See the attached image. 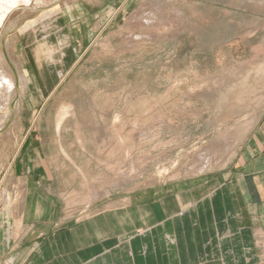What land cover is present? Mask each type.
Segmentation results:
<instances>
[{
	"label": "rangeland",
	"instance_id": "374dc122",
	"mask_svg": "<svg viewBox=\"0 0 264 264\" xmlns=\"http://www.w3.org/2000/svg\"><path fill=\"white\" fill-rule=\"evenodd\" d=\"M9 15L0 214L49 196L64 228L213 181L264 116V0H48Z\"/></svg>",
	"mask_w": 264,
	"mask_h": 264
},
{
	"label": "crops",
	"instance_id": "0c3cea01",
	"mask_svg": "<svg viewBox=\"0 0 264 264\" xmlns=\"http://www.w3.org/2000/svg\"><path fill=\"white\" fill-rule=\"evenodd\" d=\"M216 178L175 183L64 228L56 199L27 192L0 214V264H264V116Z\"/></svg>",
	"mask_w": 264,
	"mask_h": 264
},
{
	"label": "bare ground",
	"instance_id": "6f19581e",
	"mask_svg": "<svg viewBox=\"0 0 264 264\" xmlns=\"http://www.w3.org/2000/svg\"><path fill=\"white\" fill-rule=\"evenodd\" d=\"M46 1H48V0H0V28H1L2 24H3V22H5V19H7L8 15L14 9H16L18 7H26V6H29V5L30 6H34V7L35 6H42V5L46 4ZM75 3H77V2H75ZM75 3L73 2L71 4L74 5ZM65 7L66 6H64V8ZM57 9L61 10L62 8H60V7L58 8L57 7ZM54 11L56 12V9H54L52 12H54ZM51 14H53V13H51ZM6 22H8V21L6 20ZM53 52H54V50L52 48L51 49V53H53ZM8 58H9V56H8ZM11 59H13V58H11ZM19 65H20V63H19ZM15 66H17V65H15ZM19 67H21V66H19ZM20 78H21L20 82H21V84H22V86L24 88V86L27 84L26 81H25V77L23 75H21ZM18 84H20V83H18ZM19 86L21 87V85H19ZM14 87H15V81H14L13 75H12L11 71L7 68V64L5 62L4 55H3L2 51L0 50V110L3 111V115L0 118L1 123H3V121H5V119L7 117L6 113L4 114V112L5 111L7 112L6 108H7L8 104H9V102L11 100V97H13L12 96V92L14 90ZM20 90H22V89L20 88Z\"/></svg>",
	"mask_w": 264,
	"mask_h": 264
}]
</instances>
